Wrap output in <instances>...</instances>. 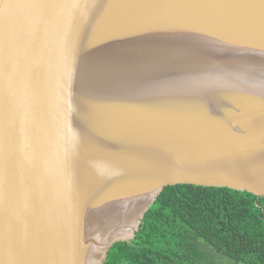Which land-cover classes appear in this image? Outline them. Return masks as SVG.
<instances>
[{"label": "water", "instance_id": "obj_1", "mask_svg": "<svg viewBox=\"0 0 264 264\" xmlns=\"http://www.w3.org/2000/svg\"><path fill=\"white\" fill-rule=\"evenodd\" d=\"M224 54L264 58V0H0V264H103L167 186L264 198Z\"/></svg>", "mask_w": 264, "mask_h": 264}, {"label": "trees", "instance_id": "obj_2", "mask_svg": "<svg viewBox=\"0 0 264 264\" xmlns=\"http://www.w3.org/2000/svg\"><path fill=\"white\" fill-rule=\"evenodd\" d=\"M238 264H264V198L226 187H165L130 241L103 264H218L209 248Z\"/></svg>", "mask_w": 264, "mask_h": 264}, {"label": "bare ground", "instance_id": "obj_3", "mask_svg": "<svg viewBox=\"0 0 264 264\" xmlns=\"http://www.w3.org/2000/svg\"><path fill=\"white\" fill-rule=\"evenodd\" d=\"M204 69L211 73L207 74L210 79L222 81L225 89H253L264 94V58L244 54L225 57L224 54L207 61ZM95 258L97 255L93 253L91 261Z\"/></svg>", "mask_w": 264, "mask_h": 264}, {"label": "rangeland", "instance_id": "obj_4", "mask_svg": "<svg viewBox=\"0 0 264 264\" xmlns=\"http://www.w3.org/2000/svg\"><path fill=\"white\" fill-rule=\"evenodd\" d=\"M207 253L210 257H212L214 260H216L218 264H238V263L232 261L231 259L219 254L218 252H216L215 250H213L211 248L208 249Z\"/></svg>", "mask_w": 264, "mask_h": 264}]
</instances>
